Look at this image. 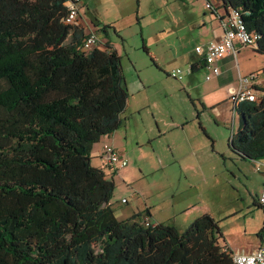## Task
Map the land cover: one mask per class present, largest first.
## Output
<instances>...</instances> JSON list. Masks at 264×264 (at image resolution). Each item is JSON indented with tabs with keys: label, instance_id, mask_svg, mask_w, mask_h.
Masks as SVG:
<instances>
[{
	"label": "trees",
	"instance_id": "trees-1",
	"mask_svg": "<svg viewBox=\"0 0 264 264\" xmlns=\"http://www.w3.org/2000/svg\"><path fill=\"white\" fill-rule=\"evenodd\" d=\"M64 1L0 0V264H232L207 212L181 231L144 224L147 209L138 220L139 211L114 215L113 179L90 152L126 103L120 55L107 41L80 48L86 33L63 21ZM219 5V20L236 9L257 34L250 46L264 53V0ZM196 56L189 72L205 65ZM255 87L256 99L235 105L239 124L228 143L242 158L261 159L264 87Z\"/></svg>",
	"mask_w": 264,
	"mask_h": 264
},
{
	"label": "rangeland",
	"instance_id": "rangeland-1",
	"mask_svg": "<svg viewBox=\"0 0 264 264\" xmlns=\"http://www.w3.org/2000/svg\"><path fill=\"white\" fill-rule=\"evenodd\" d=\"M78 4L77 23L71 28L80 36L94 32L98 45L109 42L120 55L127 88L118 126L91 148L95 164L100 162L97 151L102 141L112 143L126 160L106 173L114 182L108 202L121 208L118 216L124 217L131 208L140 212L133 216L138 220L148 207L157 218L169 216L162 222L173 223L172 209L193 203L195 214L207 212L217 221L222 233L218 241L229 240L234 249L252 246L264 229V207L255 201L264 185V171L256 165L261 163L264 169V158H242L229 146L239 118L237 110L233 116L226 91L238 67L242 75L263 74L264 53L250 45L236 46L233 67L225 70L222 64L221 80L212 85V78L205 79V65L187 71L189 50L210 38L207 29L218 20L215 9L204 7V0H79ZM69 39V33L63 37L65 42ZM174 67L183 71L179 79L168 73ZM210 87L213 92L202 90ZM199 119L207 130L206 146L198 152L194 168H181L170 162L177 153L171 144L185 139L170 132V126L185 122L188 129ZM185 156L183 160H188Z\"/></svg>",
	"mask_w": 264,
	"mask_h": 264
},
{
	"label": "built area",
	"instance_id": "built-area-1",
	"mask_svg": "<svg viewBox=\"0 0 264 264\" xmlns=\"http://www.w3.org/2000/svg\"><path fill=\"white\" fill-rule=\"evenodd\" d=\"M79 0H65L66 13L63 18L65 23H77V15L79 12ZM209 0H204V6L206 8L212 7L209 4ZM211 3V2H210ZM221 25L223 28L222 35L217 39L209 40L205 43L195 44L193 50L198 57H201L205 65L210 67L212 73H217L218 68L215 65V61L228 51H234L235 41H239L243 45H255L257 34L249 30L243 24V21L236 9L231 8L223 19H221ZM98 40L94 32L89 31L81 39L80 48L88 49L94 44H97ZM187 71L189 68L187 67ZM182 70L179 67H174L169 70V74L175 78H180ZM210 74H206L205 78H209ZM259 73L252 71L245 75H240L239 83L235 87L229 88L228 98L233 102V116L234 108L240 101L249 99H256L257 93L260 92L255 86H257V79ZM233 126V125H232ZM233 131V129H232ZM97 155L100 160L109 166H123L126 164V160L121 157L118 150L114 148L112 143L108 141H102L97 151ZM257 170H262V164L257 163ZM258 203L264 206V185L258 195ZM150 221L147 217L143 218L142 222L147 224ZM151 222V221H150ZM232 264H264V236L261 238L259 244L252 250H232L231 251Z\"/></svg>",
	"mask_w": 264,
	"mask_h": 264
},
{
	"label": "crops",
	"instance_id": "crops-1",
	"mask_svg": "<svg viewBox=\"0 0 264 264\" xmlns=\"http://www.w3.org/2000/svg\"><path fill=\"white\" fill-rule=\"evenodd\" d=\"M209 1L213 2L215 4L214 8L217 7V6H221V5H219V4H221V0H209ZM221 9H222V7H221ZM215 11H216L215 14H216V17H217L218 20L216 22L212 23L210 28L207 29L211 33V36H210V38H208V40L219 38V36H221L222 32H223V28H222V25H221V20H219V16L223 15L225 13V10L222 9L221 11H218L215 8ZM208 40L204 39L201 42L194 43V45L195 44H199V43H205ZM234 44H235V47L241 45V43L239 41H235ZM233 53H234V51H228V52L224 53L221 57H219L215 61V65L218 68V72L217 73H212L211 70H210V67L205 65V75L208 74V73L210 74L209 78H207V79H210V78L213 79V82H212L213 84L212 85H216V83L219 80H221V79H219V75H221V73H222V69H221V65L222 64H224L226 66L225 70H227V69L229 70L231 67H233V65H234V63H233ZM189 55L196 56L194 51H193V48L191 50H189ZM196 57H198V56H196ZM187 61H188V63H187V65H188L189 64V59ZM238 66H239V62H238ZM263 66H264V64L261 67H263ZM238 68H239L238 69V73H234L235 76L231 80L232 82L227 84V91L226 92L228 94H229V88L237 86L238 83H239V77H240V75L243 74L241 69H240V67H238ZM260 73H259V77L257 79V86L264 87V72L261 75H260ZM212 85H209V86H212ZM202 90H204V92H206V91L213 92L214 91V89H211V87L208 88V89H202ZM197 92H199L198 89H197ZM210 103H213V102L210 101ZM204 105H206L205 102H202L203 109H205ZM222 123L224 125H226V121L225 120H222ZM186 126L187 125H186L185 122H180L179 124L178 123H172L171 126H170L171 127V131L170 132H173L175 130L176 133H173L174 135H177V132H178V133H180L182 135L181 138L185 139L184 143H181V144L177 143V145H176V143L173 142L171 144V145L175 146L177 153L175 152L176 155L172 157L170 162H177L178 165L181 168H194L195 164L198 163V160H197L198 152H200L201 148H204L206 146L205 142H207L206 141V136H208V134H207V130L202 127L200 119L198 120L197 125L191 124V125H189L191 127H189L188 129H186ZM203 133L205 134V136L203 135ZM171 151L174 152L173 149ZM90 154L92 156V151L90 152ZM185 155H187V157H189L188 160H183L184 159L183 157ZM121 157H123V156L121 155ZM192 158H193V160H192ZM179 159H180V161H179ZM92 164L102 167V169H103L105 174L106 173L110 174V171L115 170L118 167H120V166H115V167L108 166V165L104 164L101 160H100L99 164L98 163L95 164L93 162H92ZM104 166L107 167V168H104ZM262 170L264 171V169H262ZM259 193L257 194V197L255 199V201L257 203H258V195H259ZM123 200L124 199L121 198V201H123ZM192 205H193V203H191V204L187 203V204H183L182 208L172 209L171 214L174 216V221H173L172 224L177 229H180L182 227L181 225H185L183 223H185L186 221L188 222L189 221L188 219H190V221H191L196 216H198V214H195L196 212H194V209H192ZM110 206H112V205L110 204ZM146 208H147V215H148L147 218L151 222H154V223L155 222H162L163 219H168V217H169V216H166L163 219L157 218V216H155V214H153V212H152V210L150 208H148V207H146ZM112 209H113L114 215L116 217H118V218H125V217L129 216L130 214L134 213L135 211H137L136 209L129 208L128 211L125 214H122V215H124V217H119L118 214L121 215V213H122L121 212V208L120 207L113 208V206H112ZM167 209H169V208H167ZM179 214H181V215H179ZM168 215H170V214H168ZM189 217H191V218H189ZM177 221L181 222V224H177ZM263 236H264V231L262 232L261 236L259 235L257 241L252 246H249V247H242V248L241 247H237V248L234 249V248H232V245L230 244L229 240L219 241V243L225 245L226 247H228L231 250H245V251H249V250L254 249L259 244V242H260V240H261V238Z\"/></svg>",
	"mask_w": 264,
	"mask_h": 264
}]
</instances>
